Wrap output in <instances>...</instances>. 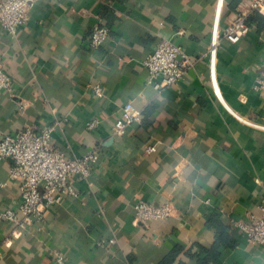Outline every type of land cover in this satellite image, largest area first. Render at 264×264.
Here are the masks:
<instances>
[{
    "label": "crops",
    "instance_id": "crops-1",
    "mask_svg": "<svg viewBox=\"0 0 264 264\" xmlns=\"http://www.w3.org/2000/svg\"><path fill=\"white\" fill-rule=\"evenodd\" d=\"M249 4L36 0L14 37L0 25V61L13 81V96L0 91V135L52 128L50 141L67 158L98 151L87 177L70 179L76 194L42 219L25 228L0 221V264H56L57 250L66 264H158L177 245L171 264H202L197 245L209 248L215 237L206 225L211 210L231 241L209 264H264L261 247L230 226L264 216V95L254 89L264 69V19H253ZM241 12L249 31L235 43L220 38L210 61L211 40ZM258 13L264 17V5ZM96 22L110 37L92 51ZM161 38L180 44L189 64L178 82L157 90L142 61ZM127 102L139 116L116 135ZM93 119L97 126L87 128ZM10 165L0 159V206L15 208ZM138 200L169 203L173 215L136 223Z\"/></svg>",
    "mask_w": 264,
    "mask_h": 264
},
{
    "label": "built area",
    "instance_id": "built-area-1",
    "mask_svg": "<svg viewBox=\"0 0 264 264\" xmlns=\"http://www.w3.org/2000/svg\"><path fill=\"white\" fill-rule=\"evenodd\" d=\"M36 0H0V25L14 37L19 27L27 23L29 10ZM264 0H250V11H259ZM245 12L238 13L231 23L224 28L221 35L212 39L207 55L211 61L220 38L230 43L237 42L250 28ZM110 37L109 28L96 22L92 25L88 46L97 51ZM142 64L148 71L147 82L155 89L174 85L186 73L189 59L184 54L180 44L160 39L154 50L147 54ZM12 78L4 70L0 61V91H6L13 96ZM94 95L100 98L104 95L99 85L92 86ZM254 89L264 95V69L256 79ZM20 107H23L20 104ZM139 116V111L131 102L121 109L120 116L115 120L114 133L121 135ZM98 119H93L87 128L94 129ZM52 128H37L25 126L14 133L0 135V159L11 160L8 179L18 185L20 198L15 208L0 206V221L15 223L17 227L25 228L33 220H40L44 212L57 203L65 195H75L76 191L70 183L73 176L87 177L92 165L97 161L96 149L82 157L67 158L63 151L54 146L51 139ZM153 150L148 146L147 151ZM6 182L0 183V188ZM134 222L144 224L153 220H166L173 215V206L169 203L155 205L151 202L138 200L132 204ZM230 226L239 230L247 242L259 245L264 252V216L251 215L250 221L233 220ZM115 239L110 238V245ZM98 244H101L98 242ZM56 264H66L62 251H54Z\"/></svg>",
    "mask_w": 264,
    "mask_h": 264
},
{
    "label": "trees",
    "instance_id": "trees-1",
    "mask_svg": "<svg viewBox=\"0 0 264 264\" xmlns=\"http://www.w3.org/2000/svg\"><path fill=\"white\" fill-rule=\"evenodd\" d=\"M253 19L262 20L264 17L258 13V11H254ZM249 22L250 19L247 18ZM206 225L210 228H213L215 231L214 242L209 248H206L202 245H197L198 252L197 257L200 263L209 264V262L215 261L219 256L218 248L220 246H227L230 244V235H228L227 227L220 220L219 213L215 210H211L207 216ZM182 250L181 246H175L172 251H170L166 256H164L158 264H171L177 254Z\"/></svg>",
    "mask_w": 264,
    "mask_h": 264
}]
</instances>
